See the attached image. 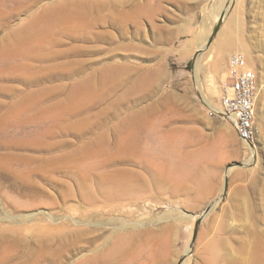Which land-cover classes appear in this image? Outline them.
<instances>
[{
	"label": "rangeland",
	"instance_id": "rangeland-1",
	"mask_svg": "<svg viewBox=\"0 0 264 264\" xmlns=\"http://www.w3.org/2000/svg\"><path fill=\"white\" fill-rule=\"evenodd\" d=\"M225 5L0 0V264H264V0ZM236 41L249 163L203 100Z\"/></svg>",
	"mask_w": 264,
	"mask_h": 264
},
{
	"label": "built area",
	"instance_id": "built-area-1",
	"mask_svg": "<svg viewBox=\"0 0 264 264\" xmlns=\"http://www.w3.org/2000/svg\"><path fill=\"white\" fill-rule=\"evenodd\" d=\"M258 96V78L241 53H231L227 58L226 80L221 85L218 111L210 116L232 118L238 138L245 144L252 143L256 134L255 114Z\"/></svg>",
	"mask_w": 264,
	"mask_h": 264
},
{
	"label": "bare ground",
	"instance_id": "bare-ground-1",
	"mask_svg": "<svg viewBox=\"0 0 264 264\" xmlns=\"http://www.w3.org/2000/svg\"><path fill=\"white\" fill-rule=\"evenodd\" d=\"M226 1V5L224 6V8H223V6H222V9L221 10H219L217 13H216V16H215V21L221 16V14L223 13H226L227 12V10H228V8L230 7V4L232 3V1L233 0H225ZM220 8V7H219ZM217 10V9H216ZM229 11V10H228ZM237 15V14H236ZM231 16V15H230ZM236 18H237V16H236ZM235 18V19H236ZM234 20V19H233ZM214 21V22H215ZM237 22H238V19H237ZM240 22V21H239ZM209 29V28H208ZM201 33H202V35L204 34L205 35V32H206V23H204L203 25H202V28H201ZM47 31L45 30L44 31V33H46ZM33 38H35V37H33ZM205 40H206V38H202V40H201V43H199L198 45H197V47L199 46H202L203 44H204V42H205ZM231 42V41H230ZM233 49H236L238 52L237 53H240L241 52V54L242 55H244V57L246 58V59H248V61L249 60H251L250 59V55L248 54V51H246V46L241 42V41H236V42H233V44H230V45H227L226 47H224L223 49H221V53L222 54H224V53H227L228 51H230V50H233ZM240 51V52H239ZM247 52V53H246ZM220 62H221V60L220 59H216L215 60V62H214V65H215V68H216V73H217V71H218V69H219V67L221 66L220 65ZM258 90H259V88H258ZM209 91H210V93L212 94V95H214V94H216L217 93V91H216V89H215V86H214V84H211L210 85V87H209ZM203 100H204V102L211 108V109H213L214 111H218V109L219 108H216L215 106H213L211 103H210V101L208 100V98L207 97H203ZM227 117V119H229V120H231L232 121V118L230 117V116H226ZM140 137H139V134H135V135H133V134H131L130 135V137H129V143H128V146H129V144H133V143H137V144H139V142H140V139H139ZM247 149H248V151H249V155H250V158H248L247 160H246V163H249L251 160H252V157H253V154H254V148H253V146H251V145H247ZM90 155H92V154H89V155H87L85 158L87 159V157H91ZM84 158V159H85ZM125 163V162H124ZM123 171H126V170H123ZM125 185V184H124ZM106 187V186H105ZM104 187V188H105ZM121 187V186H120ZM126 187H127V185H126ZM123 188V187H122ZM105 189H107V188H105ZM126 189V188H125ZM125 189H123V190H125ZM122 190V189H121ZM130 191H131V189H129ZM129 191V192H130ZM129 194V193H128ZM129 196H130V194H129ZM125 200V199H124ZM133 200V199H132ZM126 201V200H125ZM129 201V200H128ZM131 201V200H130ZM123 202V201H122ZM132 202V201H131ZM129 203V202H128ZM135 203V202H134ZM131 204V203H130ZM133 204V203H132ZM130 206V205H128V204H123V203H121V204H119V207L121 206L122 208L124 207V206ZM135 206H136V204H135ZM131 207V206H130Z\"/></svg>",
	"mask_w": 264,
	"mask_h": 264
}]
</instances>
